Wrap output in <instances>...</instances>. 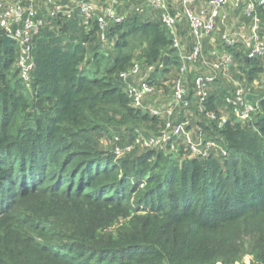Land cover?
Here are the masks:
<instances>
[{"label": "trees", "instance_id": "obj_1", "mask_svg": "<svg viewBox=\"0 0 264 264\" xmlns=\"http://www.w3.org/2000/svg\"><path fill=\"white\" fill-rule=\"evenodd\" d=\"M137 5L124 0L125 19L105 40L97 19L39 14L47 23L33 38L29 82L0 28V264H236L245 254L264 264L263 98L248 122L230 114L219 127L190 90L201 117L192 129L226 155H192L179 140L116 157L104 144L117 135L131 144L137 129L153 135L165 122L133 107L134 80L121 74L138 62L157 89L182 65L161 11ZM258 12L264 33V3ZM211 47L205 38L206 61ZM226 49L231 79L251 88L264 57L247 59L241 42ZM220 76L204 101L219 114L236 89Z\"/></svg>", "mask_w": 264, "mask_h": 264}, {"label": "built area", "instance_id": "obj_2", "mask_svg": "<svg viewBox=\"0 0 264 264\" xmlns=\"http://www.w3.org/2000/svg\"><path fill=\"white\" fill-rule=\"evenodd\" d=\"M130 1L138 3L137 11L143 9L142 0ZM198 1L182 0L184 14L189 22L191 34L195 38V45L191 53L180 54L182 65L179 75L173 81V94L167 105L154 106L155 103L150 101L157 89L143 74L142 66L138 62L134 63L129 72L121 74L124 80L128 77L134 80L127 88L133 107L147 109L152 115L164 118L165 122L158 133L153 135H146L137 129L138 135L131 144H122V138L119 135L115 136L113 141L104 140V144L112 149L116 157L131 153L137 147L165 150L170 146L176 149L175 144L179 140L190 149L192 155L206 156L210 150L222 155L227 154L226 149L218 141L206 139L201 133L198 134L192 129V113L190 112L192 100L186 75L190 70V65L207 62L204 59V39L211 38L225 22L226 16L222 14V9L230 3V0H209L206 6H198ZM146 2L150 8L161 11V18L173 36V47L180 51L182 44L175 30L178 18L171 12L169 0H146ZM232 2L237 6H243L246 16L252 22L251 36L245 42L243 41L247 47V58L264 57V36L261 33L262 22L258 12V7L264 3V0H233ZM39 3L51 5L48 13L50 17L62 14L67 18H72L79 13L85 25H90L93 19H97L103 40L106 39V29L110 22L120 23L125 19V16L120 15L113 6H107L98 11L97 6L89 0H76L69 4L56 3L55 0H0V28L4 37H12L13 42L18 44L20 50L18 65L21 76L27 82L31 79L30 72L34 67L33 38L47 23V20L39 15ZM222 42L223 50L213 49L210 53L213 57L211 67L214 73L198 74L193 87V95L198 101V111L211 120H217L219 127L228 121L230 115L222 111L219 114L216 111L207 110L204 101L209 95L217 74L228 76L234 65V54L226 47H232L242 41L239 33L226 32L222 34ZM154 69L153 65L149 66L147 73ZM248 94L249 89L239 82L234 92L226 98L230 113L242 123L251 120L253 114L260 108V102L250 101L247 98Z\"/></svg>", "mask_w": 264, "mask_h": 264}, {"label": "crops", "instance_id": "obj_3", "mask_svg": "<svg viewBox=\"0 0 264 264\" xmlns=\"http://www.w3.org/2000/svg\"><path fill=\"white\" fill-rule=\"evenodd\" d=\"M89 1L95 4L99 11L103 10L107 6H113L118 11V8L124 5V0H89ZM232 1L233 0H230V3L222 9V14L226 16V20L223 23V25H221L211 37V42H212V47L210 49L211 51L213 49L220 50L219 45L223 44V42L220 41L222 40L220 38H221V35L226 32L239 33L241 41H242L241 43L244 45L245 49L247 50V47L244 44V42L251 36V23L252 22L250 18L246 16L244 7L237 6ZM55 2L62 3V4H69L74 1L73 0H55ZM208 2L209 0H199L197 5L206 6ZM141 3L143 4V7L147 6L146 0H142ZM169 3L171 7V12L173 13V15L177 16L178 18L177 20L178 22H177L175 30H176V36L179 37L181 44H182V48L179 51V53L180 54L191 53L195 45V38L191 34L189 22L187 18L185 17L182 0H169ZM50 7L51 5L39 3L38 4L39 14L46 17L49 13ZM127 11L128 9H125L124 13L126 14ZM261 33H262V26H261ZM262 36H264V33H262ZM212 59L213 57H211L210 60L207 61L206 63L198 62V63L190 65V70L188 74L186 75L187 84L190 90L193 89L195 78L198 74L212 73V72L214 73L211 67V62L213 61ZM217 75H219V73ZM221 77H224V76H220V78ZM224 78H226L231 83L233 82L234 84L232 83V85L235 86V88H236V85L239 83V81L232 80L230 77V74L228 76H225ZM259 81L256 80L255 83L251 86V88H248L249 94H252L255 96L254 97L255 101L257 100L259 101L261 98L264 97V80H261L262 82L261 84ZM214 85L215 84L212 85L211 89H214ZM232 93L228 94L226 98ZM225 103H226V99H225ZM148 104H151V103H148ZM155 105L157 104H154V106ZM221 111L224 112L225 114H229V115L231 114L230 109L227 106V104H225L223 108H221Z\"/></svg>", "mask_w": 264, "mask_h": 264}, {"label": "rangeland", "instance_id": "obj_4", "mask_svg": "<svg viewBox=\"0 0 264 264\" xmlns=\"http://www.w3.org/2000/svg\"><path fill=\"white\" fill-rule=\"evenodd\" d=\"M178 72H179L178 69L174 68L170 74H167L165 76L167 79H164L165 83L161 88H157L156 94L150 100L152 103H155L158 106H165L168 104L173 94V89H172L173 81L175 77L177 76ZM230 76H231V73H230ZM234 80L238 81L237 79H234ZM259 80L261 84L262 83L261 80H264V74L261 75V78ZM190 112L192 113V118H194L195 122L197 120L199 121L201 120V117L197 115L196 111L190 110ZM253 259L254 257L251 254H245L241 260L236 262V264H253Z\"/></svg>", "mask_w": 264, "mask_h": 264}, {"label": "water", "instance_id": "obj_5", "mask_svg": "<svg viewBox=\"0 0 264 264\" xmlns=\"http://www.w3.org/2000/svg\"><path fill=\"white\" fill-rule=\"evenodd\" d=\"M12 42H13V38H12V37H10V36H5V37L3 38V46H4V48L8 47ZM168 59H169V56H168V55H165L164 64L167 63ZM247 59H249V58H247ZM254 97H255V96L252 95V94H248V95H247V98H248L250 101H253V100H254Z\"/></svg>", "mask_w": 264, "mask_h": 264}]
</instances>
